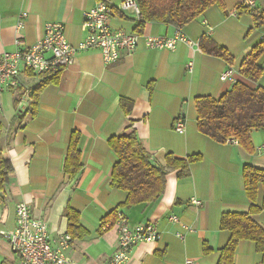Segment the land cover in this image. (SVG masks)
I'll use <instances>...</instances> for the list:
<instances>
[{"label":"crops","instance_id":"obj_1","mask_svg":"<svg viewBox=\"0 0 264 264\" xmlns=\"http://www.w3.org/2000/svg\"><path fill=\"white\" fill-rule=\"evenodd\" d=\"M99 1L0 0V48H26L44 34L47 23L55 21L64 23L69 42L78 46L87 36L84 13ZM108 1L114 5L112 27L141 36L133 53L108 65L100 50H78L73 64L63 68L60 82L41 91L35 114L27 110L30 91L39 78L30 72L21 76V89L2 95L0 149L12 160L14 174L0 197V264L18 263L3 232L14 229L19 202L29 203L33 213L46 220L51 240L69 232L68 209L79 212L88 234L75 235L67 250L79 264L111 260L118 246L117 223L101 228V222L116 208L130 225L152 222L161 234L159 240L138 243L127 264H185L186 259L218 264L220 250L230 237L220 227L221 216L249 209L242 171L247 163L264 168V131H252V152L240 144L219 143L199 131L195 98H219L237 81L264 87V73L258 81L240 73L247 53L264 40V26L249 33L253 16L238 11L244 0H224L225 10L212 5L182 28L195 44L179 42L173 50L148 48L146 36L173 37L178 27L152 22L141 31L135 14L121 9L123 0ZM252 5L264 9V0H254ZM23 12L28 15L24 28L18 30ZM204 36L226 47L233 63L202 51L199 43ZM19 37L21 44L16 43ZM260 64L264 67V54ZM229 69L234 80L223 81L221 75ZM19 92L22 95L15 103ZM122 99L132 104L129 113ZM176 119L184 122L185 132L174 129ZM133 130L155 164L166 165L168 153L178 158L201 154L202 159L192 163L185 176L179 169H170L165 192L157 201L127 207L122 204L128 193L111 185L118 156L108 140ZM74 131L81 135L82 169L72 177L65 162ZM193 199L201 205L193 204ZM262 201L261 189L258 203ZM170 215L193 229L185 240L176 235L180 226L169 220ZM256 218L264 226V210ZM235 264H264L255 242L240 241Z\"/></svg>","mask_w":264,"mask_h":264},{"label":"trees","instance_id":"obj_2","mask_svg":"<svg viewBox=\"0 0 264 264\" xmlns=\"http://www.w3.org/2000/svg\"><path fill=\"white\" fill-rule=\"evenodd\" d=\"M141 9L139 30H143L152 22L165 23L183 28L199 17L212 5L225 10L224 0H137ZM239 12H247L253 16V30L264 26V9L241 3ZM200 48L207 54L220 57L228 63H233V56L228 49L208 36L202 37ZM264 54V40L256 44L243 59L240 73L250 80L258 81L264 73L260 58ZM63 68L46 73L30 91L32 101L27 114H35L41 91L49 84H58ZM21 88H18V90ZM22 92L15 97L19 102ZM197 108V125L199 131L219 143L228 139H236L248 152L254 150L252 131H264V87L255 88L237 81L231 89L219 98L198 96L195 98ZM125 111H131V103L121 100ZM17 119V118H16ZM14 125L11 127L13 129ZM10 129V133H11ZM9 133V134H10ZM81 135L74 131L69 152L65 162V170L70 176H75L82 169L81 150L79 142ZM110 147L118 159L111 173V185L124 190L128 196L122 206L131 207L143 202L157 201L165 192L166 177L170 169H179L180 176L189 174L192 163L202 159L201 154H192L186 158H178L172 153L166 155V165L155 164L150 152L133 130L130 133L109 138ZM14 174L12 160L0 149V197ZM242 177L250 207L247 211H226L221 216V229L228 230L230 237L220 250L218 264H235L238 244L242 240L255 242L257 251L264 262V226L256 215L264 210V168L247 163L243 167ZM263 190V201L258 203L260 191ZM69 232L74 238L88 234V230L80 222L79 212L68 209ZM118 220V208L106 215L101 222V228L112 227ZM75 239V238H74ZM209 252L208 247L205 248Z\"/></svg>","mask_w":264,"mask_h":264},{"label":"built area","instance_id":"obj_3","mask_svg":"<svg viewBox=\"0 0 264 264\" xmlns=\"http://www.w3.org/2000/svg\"><path fill=\"white\" fill-rule=\"evenodd\" d=\"M245 5H252L254 0H244ZM121 9L130 11L140 20L141 9L137 0H123ZM28 12H23L17 29L24 28L23 19ZM114 15V5L108 0H100L98 4L84 13V29L86 38L78 45L73 46L66 35L63 22H49L45 26L44 34L34 44L16 51H7L0 48V110L1 98L5 91L22 87L21 76L27 72L42 78L46 73L65 68L73 64L78 50L95 48L101 51L106 64H114L123 54L133 53L140 42V34L114 29L111 19ZM148 48L175 49L179 42L195 44L181 28L173 37L155 35L146 36ZM22 39L16 40L21 44ZM192 63L189 64V67ZM233 70L222 73L223 81H233ZM174 129L180 133L185 132V124L181 119H176ZM226 143L239 144L236 139H228ZM193 204L201 205V201L192 200ZM169 220L180 226L176 235L185 240L187 232L193 229L183 223L177 215H170ZM118 246L108 264H127L132 249L140 242H153L161 238L155 223H141L130 225L126 216L118 213ZM105 228V226H104ZM9 242L11 250L17 254V264H79L68 256L67 250L72 245L74 238L70 233H63L55 240L49 236L48 224L45 219L35 215L27 202L16 205V221L13 230L3 232ZM185 264H195L192 259H186Z\"/></svg>","mask_w":264,"mask_h":264},{"label":"rangeland","instance_id":"obj_4","mask_svg":"<svg viewBox=\"0 0 264 264\" xmlns=\"http://www.w3.org/2000/svg\"><path fill=\"white\" fill-rule=\"evenodd\" d=\"M182 29V28H181ZM31 73V72H30ZM32 76H34L35 78H38L37 76H35L33 73H31ZM16 94V93H15Z\"/></svg>","mask_w":264,"mask_h":264}]
</instances>
